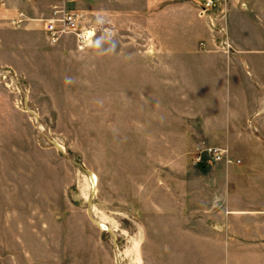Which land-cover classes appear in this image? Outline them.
I'll return each mask as SVG.
<instances>
[{"label": "rangeland", "instance_id": "1", "mask_svg": "<svg viewBox=\"0 0 264 264\" xmlns=\"http://www.w3.org/2000/svg\"><path fill=\"white\" fill-rule=\"evenodd\" d=\"M62 2L0 6V264H264L244 163L216 171L191 161L208 142L141 139L145 109L128 108V86L98 87L102 65L124 69L125 55L146 51L143 22L98 24L97 0H75L93 43L51 45L40 20ZM205 226L206 238L187 231Z\"/></svg>", "mask_w": 264, "mask_h": 264}, {"label": "crops", "instance_id": "2", "mask_svg": "<svg viewBox=\"0 0 264 264\" xmlns=\"http://www.w3.org/2000/svg\"><path fill=\"white\" fill-rule=\"evenodd\" d=\"M97 2L100 20L129 14L143 22L146 51L125 55L127 68L97 70L98 87L111 83L120 94L127 85L128 108L145 109L135 135L226 148L244 163L243 183H256L262 209L253 211L264 216V0H215L204 13L205 0ZM216 171L210 172L214 189ZM187 231L206 238L208 229Z\"/></svg>", "mask_w": 264, "mask_h": 264}, {"label": "built area", "instance_id": "3", "mask_svg": "<svg viewBox=\"0 0 264 264\" xmlns=\"http://www.w3.org/2000/svg\"><path fill=\"white\" fill-rule=\"evenodd\" d=\"M75 0H64L51 7L50 15L40 20L47 41L51 45H57L65 37L75 39L79 49L86 48L93 43L95 28L84 23L86 21L83 13L69 9L68 2ZM5 0H0V6L4 5ZM214 5V0H205L202 12H206ZM18 19L14 22L20 25L25 21L24 13H19ZM228 49V45L225 44ZM191 161L197 166H206L216 163L240 164L241 161L234 160L226 148L210 146L199 153L192 155Z\"/></svg>", "mask_w": 264, "mask_h": 264}, {"label": "clouds", "instance_id": "4", "mask_svg": "<svg viewBox=\"0 0 264 264\" xmlns=\"http://www.w3.org/2000/svg\"><path fill=\"white\" fill-rule=\"evenodd\" d=\"M99 19H100V18H98V20H97V23H98V24H99ZM112 50H114V46H113V49H112Z\"/></svg>", "mask_w": 264, "mask_h": 264}]
</instances>
